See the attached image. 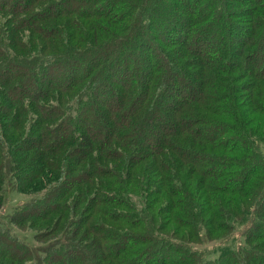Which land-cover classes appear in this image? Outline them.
<instances>
[{"label":"trees","instance_id":"trees-1","mask_svg":"<svg viewBox=\"0 0 264 264\" xmlns=\"http://www.w3.org/2000/svg\"><path fill=\"white\" fill-rule=\"evenodd\" d=\"M9 189L0 264H264V0H0Z\"/></svg>","mask_w":264,"mask_h":264},{"label":"rangeland","instance_id":"rangeland-1","mask_svg":"<svg viewBox=\"0 0 264 264\" xmlns=\"http://www.w3.org/2000/svg\"><path fill=\"white\" fill-rule=\"evenodd\" d=\"M30 197L31 196L20 194V193H17L15 191L9 189L8 192H7L6 205L4 206V208H3L2 212H1V215H4V216L0 217V223L3 226H6V227L10 228L12 233L17 235L19 238L25 240L29 245L36 246L37 242L35 241L33 232H31V231H21V230L15 228L14 226L10 225L8 223V220H7V215L10 213L11 209L14 206H16L17 204H22V203L28 201L30 199ZM240 232L241 231H239L237 233V236H240ZM204 247L212 249L214 247V245L213 244H208V245L200 246V248H204Z\"/></svg>","mask_w":264,"mask_h":264}]
</instances>
